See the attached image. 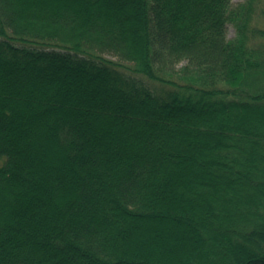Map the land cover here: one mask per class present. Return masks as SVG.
<instances>
[{"label": "trees", "instance_id": "obj_1", "mask_svg": "<svg viewBox=\"0 0 264 264\" xmlns=\"http://www.w3.org/2000/svg\"><path fill=\"white\" fill-rule=\"evenodd\" d=\"M261 1L0 0V264H264Z\"/></svg>", "mask_w": 264, "mask_h": 264}, {"label": "rangeland", "instance_id": "obj_2", "mask_svg": "<svg viewBox=\"0 0 264 264\" xmlns=\"http://www.w3.org/2000/svg\"><path fill=\"white\" fill-rule=\"evenodd\" d=\"M234 3H243L245 2L246 0H233ZM264 10V0H262L260 3H259V6H258V9H257V12H256V16H255V23L256 25H258L259 27L263 28L264 29V18L262 17V14L261 12ZM228 37L230 39H234L237 37V29L235 27V25L233 23L229 24L228 26ZM263 42H264V39H263ZM107 57H111L113 59H115L113 56L111 55H107Z\"/></svg>", "mask_w": 264, "mask_h": 264}]
</instances>
